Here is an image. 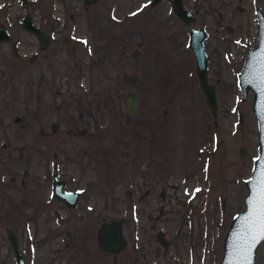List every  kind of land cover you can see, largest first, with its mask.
Masks as SVG:
<instances>
[{
	"label": "rangeland",
	"instance_id": "374dc122",
	"mask_svg": "<svg viewBox=\"0 0 264 264\" xmlns=\"http://www.w3.org/2000/svg\"><path fill=\"white\" fill-rule=\"evenodd\" d=\"M183 1L191 23L168 0H0L10 33L0 42V264H14L8 230L30 264L59 258L61 239L65 264H219L259 149L253 93L241 99L238 73L256 45L254 7L264 13V0ZM25 13L52 35L44 52L21 25ZM196 27L206 30L216 116L188 45ZM36 46L42 60L31 67ZM129 90L138 95L132 114ZM53 172L80 191L63 227L49 210ZM113 218L128 241L118 254L97 246V229ZM255 264H264V241Z\"/></svg>",
	"mask_w": 264,
	"mask_h": 264
},
{
	"label": "water",
	"instance_id": "95a60500",
	"mask_svg": "<svg viewBox=\"0 0 264 264\" xmlns=\"http://www.w3.org/2000/svg\"><path fill=\"white\" fill-rule=\"evenodd\" d=\"M26 3L27 0H22ZM98 0H84L85 4H93ZM159 0H150L151 4L157 3ZM172 9L175 14L186 23H191L195 19V13L188 7H185L182 0H170ZM257 20L256 46L250 47L246 51V56L241 71L238 74L239 90L241 99H245L249 91L253 93L252 112L257 121V140L258 153L253 161V166L249 177L245 180L247 192L243 197L244 207L239 209L232 217L229 226L226 229L223 238V251L219 264H236L239 259V247L243 241V225L246 217L254 206V198L258 191V179L261 173V165L264 164V14L259 7L255 8ZM22 27L34 33L39 39L42 47L48 43V35L33 23L30 14H25L21 21ZM188 45L192 50L195 62V71L199 86L203 92L205 101L210 109L212 116H216L217 99L214 86L207 78V54L204 47L205 29L203 27L189 29ZM10 37L7 28L0 24V42L6 41ZM136 53V52H135ZM127 78L132 79L134 75H128ZM137 93L129 90L123 96L126 102V111L129 114L135 112L137 108ZM242 115L240 113L239 119ZM243 150L242 148L240 149ZM257 157H261L257 160ZM65 181L59 177L57 172L52 177V194L58 199L64 200L69 207L75 206L78 190L64 189ZM162 232L159 231L158 239L162 243L166 240L162 238ZM7 240L12 248L16 264H29L23 257L19 249L17 235L9 230L6 233ZM264 240H260L253 249V261L255 264L256 252L258 246ZM97 244L99 249L105 252L118 254L127 245V240L123 236V226L119 219L113 218L109 221L101 222L97 229Z\"/></svg>",
	"mask_w": 264,
	"mask_h": 264
},
{
	"label": "flooded vegetation",
	"instance_id": "af4514ba",
	"mask_svg": "<svg viewBox=\"0 0 264 264\" xmlns=\"http://www.w3.org/2000/svg\"><path fill=\"white\" fill-rule=\"evenodd\" d=\"M160 1V0H159ZM158 1V2H159ZM169 1V3H170V5H171V2H170V0H168ZM182 3H183V5L185 6V7H188V6H186L185 5V3H184V1L182 0ZM256 7H259V6H256ZM256 7H254V10H255V8ZM171 8H172V5H171ZM188 8H190V7H188ZM260 8V7H259ZM192 9V8H191ZM261 9V8H260ZM193 10V9H192ZM172 11H173V9H172ZM194 11V10H193ZM263 12V11H262ZM174 14H175V12H174ZM176 15V14H175ZM32 16V15H31ZM177 16V15H176ZM256 16V15H255ZM178 17V16H177ZM179 18V17H178ZM179 19H181V18H179ZM32 20H33V22L35 23V21H34V19H33V17H32ZM182 20V19H181ZM183 21V20H182ZM37 25V24H36ZM37 26H39V25H37ZM40 27V26H39ZM256 27H257V23H256ZM7 28V27H6ZM47 35H48V43H47V45L45 46V47H42V45H41V43H40V41L38 40V47L41 49V52H44V50H46L47 49V47H48V45H50L51 44V42H52V35L50 34V33H48V32H46L42 27H40ZM7 30H8V28H7ZM10 34V33H9ZM13 44H15V43H13ZM28 60H29V65L31 66V67H36L37 66V62L40 60H42V58H41V55H39L38 54V52H37V46H36V48H33V49H31V52H30V55H29V57H28ZM43 66H45V64H43L42 65V67ZM55 75V74H54ZM31 78L32 79H34V73H33V70L31 71ZM57 78H58V80L60 79V74H58L57 75ZM53 173H55V172H53ZM53 173L51 174V196H52V198L53 199H55L56 201H57V204H55V203H53V207H51L49 210L50 211H52V213L54 214V215H56L57 216V219L59 220V222L60 223H58L59 225H62V227L66 224V222H67V217H66V214H65V211H66V208H74V207H76L77 205H78V203H79V200H80V192H79V194H78V197H77V202H76V204H75V206H73V207H69L66 203H65V201L64 200H61V199H58V198H56L55 196H53V194H52V177H53ZM59 174V173H58ZM63 179V178H62ZM150 180H152L148 175H147V171H143V175H142V188H143V194L144 195H147V197H151V196H153L154 195V192L152 191V189L150 188V187H148V189H147V186H148V184H150ZM65 181V180H64ZM154 182V181H153ZM156 183V182H155ZM176 185V184H175ZM187 187H188V184H186V185H184V192L185 191H187L186 189H187ZM64 189H68V188H66V182H65V185H64V187H63ZM176 188V186H173V189H175ZM69 190H74V189H69ZM162 192V194L165 192V190L164 189H160L159 190V192ZM173 195H175V193H176V191L173 193V191L171 192ZM127 194H128V199H129V205H130V207H131V205H132V198H131V191H129V190H127ZM176 198V197H175ZM9 231V230H8ZM6 233H7V231H6ZM158 233H159V231L157 232V235H158ZM163 233V232H162ZM16 234V233H15ZM17 235V234H16ZM65 236H67V237H70V236H72V232L70 231V230H66V233L64 234ZM156 235V237H157V239H158V236ZM17 238H18V236H17ZM162 238H163V234H162ZM127 240V239H126ZM159 240V239H158ZM164 240V239H163ZM159 241H161V240H159ZM18 243H19V241H18ZM162 243V242H161ZM127 244H128V241H127ZM68 245H69V242L67 241V240H64V239H61V246H59V251L58 252H60V256H59V258H50L49 260H50V262H49V264H53V262H55L56 260H57V262H58V264H65V262H66V258H65V253H66V249H67V247H68ZM11 247V246H10ZM11 250H12V248H11ZM22 252V251H21ZM105 252V251H104ZM12 253H13V251H12ZM106 253H108V252H106ZM22 254H23V257L25 258V256H24V253L22 252ZM110 254H112V253H110ZM63 255H64V257H63ZM13 256H14V254H13ZM88 256H89V252L87 251V250H85V256H84V259H85V262L86 261H88L89 259H88ZM54 259V260H53ZM25 260H26V258H25ZM27 261V260H26ZM28 262V261H27ZM14 264H16V262H15V257H14ZM30 264V263H29Z\"/></svg>",
	"mask_w": 264,
	"mask_h": 264
},
{
	"label": "snow or ice",
	"instance_id": "6c2138e0",
	"mask_svg": "<svg viewBox=\"0 0 264 264\" xmlns=\"http://www.w3.org/2000/svg\"><path fill=\"white\" fill-rule=\"evenodd\" d=\"M256 159L260 160L261 157ZM260 240H264V164L261 165L254 206L243 225V241L238 249L240 255L236 264H254L253 249Z\"/></svg>",
	"mask_w": 264,
	"mask_h": 264
}]
</instances>
